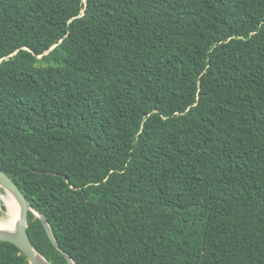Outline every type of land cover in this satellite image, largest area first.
<instances>
[{
	"label": "trees",
	"instance_id": "16d2710c",
	"mask_svg": "<svg viewBox=\"0 0 264 264\" xmlns=\"http://www.w3.org/2000/svg\"><path fill=\"white\" fill-rule=\"evenodd\" d=\"M0 169L75 264H264V0H0Z\"/></svg>",
	"mask_w": 264,
	"mask_h": 264
},
{
	"label": "water",
	"instance_id": "95a60500",
	"mask_svg": "<svg viewBox=\"0 0 264 264\" xmlns=\"http://www.w3.org/2000/svg\"><path fill=\"white\" fill-rule=\"evenodd\" d=\"M0 188L4 189L5 192H11L17 199L19 206V216L18 221L15 225V229L13 231L1 232L0 241L9 242L17 246L20 251L26 255L30 264H41L39 257L41 259H44L47 264H51L45 259V257L41 255V253L38 252L30 238L28 232V217L29 213L32 212L36 217L41 219L48 237L53 245L64 254L69 264H75L69 253H67L60 247V244L57 242L47 218L29 202V200L26 198L24 193L15 182V177H10L1 169Z\"/></svg>",
	"mask_w": 264,
	"mask_h": 264
},
{
	"label": "bare ground",
	"instance_id": "6f19581e",
	"mask_svg": "<svg viewBox=\"0 0 264 264\" xmlns=\"http://www.w3.org/2000/svg\"><path fill=\"white\" fill-rule=\"evenodd\" d=\"M6 193L7 195H5L4 198L8 208L7 215L9 218L8 219L6 218L7 220L5 221L4 220L0 221V233L13 231L15 229V225L16 222L18 221V216H19V206L17 199L11 192L7 191ZM39 259L41 261V264H47L46 261H44V259H41L40 257Z\"/></svg>",
	"mask_w": 264,
	"mask_h": 264
},
{
	"label": "rangeland",
	"instance_id": "374dc122",
	"mask_svg": "<svg viewBox=\"0 0 264 264\" xmlns=\"http://www.w3.org/2000/svg\"><path fill=\"white\" fill-rule=\"evenodd\" d=\"M5 195H7V193H5V194H2L1 195V199H2V201L4 202V204H5V206H6V208H7V205H6V203H5V198H4V196ZM7 211H8V208H7ZM7 211H6V216L2 219V220H7L9 217H8V215H7ZM7 218V219H6ZM2 220H0V221H2Z\"/></svg>",
	"mask_w": 264,
	"mask_h": 264
}]
</instances>
